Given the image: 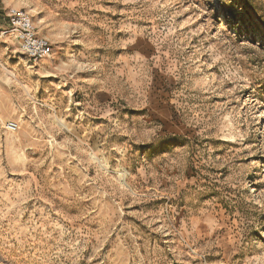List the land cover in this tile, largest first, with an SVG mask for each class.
<instances>
[{
	"label": "rangeland",
	"instance_id": "obj_1",
	"mask_svg": "<svg viewBox=\"0 0 264 264\" xmlns=\"http://www.w3.org/2000/svg\"><path fill=\"white\" fill-rule=\"evenodd\" d=\"M0 264H264V0H0Z\"/></svg>",
	"mask_w": 264,
	"mask_h": 264
},
{
	"label": "built area",
	"instance_id": "obj_2",
	"mask_svg": "<svg viewBox=\"0 0 264 264\" xmlns=\"http://www.w3.org/2000/svg\"><path fill=\"white\" fill-rule=\"evenodd\" d=\"M7 17L12 35L31 63L38 64L52 56V44L38 35L34 19L28 12L23 9H10ZM8 129L11 132L16 131L14 125H10Z\"/></svg>",
	"mask_w": 264,
	"mask_h": 264
},
{
	"label": "bare ground",
	"instance_id": "obj_3",
	"mask_svg": "<svg viewBox=\"0 0 264 264\" xmlns=\"http://www.w3.org/2000/svg\"><path fill=\"white\" fill-rule=\"evenodd\" d=\"M13 36V35H12Z\"/></svg>",
	"mask_w": 264,
	"mask_h": 264
}]
</instances>
